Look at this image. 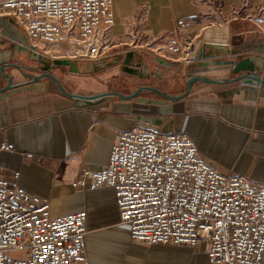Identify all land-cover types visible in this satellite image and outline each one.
Returning a JSON list of instances; mask_svg holds the SVG:
<instances>
[{
	"label": "crops",
	"instance_id": "obj_1",
	"mask_svg": "<svg viewBox=\"0 0 264 264\" xmlns=\"http://www.w3.org/2000/svg\"><path fill=\"white\" fill-rule=\"evenodd\" d=\"M111 9L115 19L111 44L98 58L121 56L122 61L128 56L131 62L142 58L157 68L148 77L111 67L97 76H85L62 67L55 75L69 93L113 94L77 107L54 80L43 77L37 89L19 91L0 102V145H14L13 150L0 149V172L19 171V184L46 199L53 216L85 210L87 254L96 264L104 261L91 249L105 244L103 239L114 245L139 243L119 223L114 189L107 185L89 189L79 181L85 169L109 165L112 148L123 132L140 128L130 102L123 98L141 86L180 97L194 75L215 81L195 82L183 100L184 112L169 115L154 127L165 134H187L219 172L245 175L257 185L264 184V97L250 100L247 85L232 82L238 76L232 72L234 62L264 56V0H113ZM175 32L183 39H201L200 54L193 63L162 49ZM95 41L100 42L98 36ZM77 42L71 38L38 50L51 60L75 59L79 66L91 63L94 59L86 57ZM118 227L127 230L124 241L112 238ZM112 264L130 263L118 255Z\"/></svg>",
	"mask_w": 264,
	"mask_h": 264
},
{
	"label": "built area",
	"instance_id": "obj_2",
	"mask_svg": "<svg viewBox=\"0 0 264 264\" xmlns=\"http://www.w3.org/2000/svg\"><path fill=\"white\" fill-rule=\"evenodd\" d=\"M112 1L0 0V16L13 18L37 49L76 38L85 56L96 59L111 44ZM201 43L175 32L162 49L193 63ZM0 149L14 145L3 142ZM19 177L0 172V264H96L87 254V212L53 216L49 202L29 193ZM79 184L114 189L119 223L132 241L204 244L211 264H262L264 184L219 172L187 134L125 131L109 165L85 169Z\"/></svg>",
	"mask_w": 264,
	"mask_h": 264
},
{
	"label": "water",
	"instance_id": "obj_3",
	"mask_svg": "<svg viewBox=\"0 0 264 264\" xmlns=\"http://www.w3.org/2000/svg\"><path fill=\"white\" fill-rule=\"evenodd\" d=\"M0 102L19 91L35 90L43 77L54 80L60 89L75 100L77 107L99 103L106 100L112 92L96 95L69 93L61 84L55 72L62 67H68L71 73L92 74L117 65L122 62L126 66H135L139 77H148L151 63L137 59L131 62L126 56H105L94 59L86 65L78 64L75 59H49L31 43L26 32L22 30L9 16H0ZM204 56V55H203ZM158 63L168 64L165 60L155 58ZM264 67V56L256 55L243 58L233 63L232 72L238 76L232 82L247 85V97L256 100L258 95L264 97V77L260 72ZM150 74V72H149ZM197 81L215 82L204 76L194 75L188 81L187 91L180 97H170L155 87L141 86L135 93L123 99L129 101L131 112L138 117V125L142 128L156 130L155 125L161 124L169 115L184 112L183 100ZM260 85V89L259 86ZM145 90L156 94L144 93Z\"/></svg>",
	"mask_w": 264,
	"mask_h": 264
},
{
	"label": "rangeland",
	"instance_id": "obj_4",
	"mask_svg": "<svg viewBox=\"0 0 264 264\" xmlns=\"http://www.w3.org/2000/svg\"><path fill=\"white\" fill-rule=\"evenodd\" d=\"M154 65V64H153ZM110 69H119L114 66ZM157 68L153 66L150 71H155ZM79 74V73H78ZM98 73L84 74L85 76H97ZM152 78H148L150 80ZM98 80V78H97ZM125 230L122 227L115 229L117 234L112 237L115 240L124 241L123 234ZM127 231V230H126ZM106 240H101L102 244L100 247H94L91 249L93 255L101 258L103 264H112L115 262L118 255L130 264H209L204 251V244H201L197 248L187 246H176L172 244H110Z\"/></svg>",
	"mask_w": 264,
	"mask_h": 264
},
{
	"label": "flooded vegetation",
	"instance_id": "obj_5",
	"mask_svg": "<svg viewBox=\"0 0 264 264\" xmlns=\"http://www.w3.org/2000/svg\"><path fill=\"white\" fill-rule=\"evenodd\" d=\"M115 66L118 67L119 68L118 70L121 72H129V73H137L138 74V71L136 70L137 68H135V66H126L125 64H123L121 62Z\"/></svg>",
	"mask_w": 264,
	"mask_h": 264
},
{
	"label": "bare ground",
	"instance_id": "obj_6",
	"mask_svg": "<svg viewBox=\"0 0 264 264\" xmlns=\"http://www.w3.org/2000/svg\"><path fill=\"white\" fill-rule=\"evenodd\" d=\"M205 255H206V254H205ZM206 258H207V260H208V263L211 264L210 261H209V259H208V256H207V255H206Z\"/></svg>",
	"mask_w": 264,
	"mask_h": 264
}]
</instances>
